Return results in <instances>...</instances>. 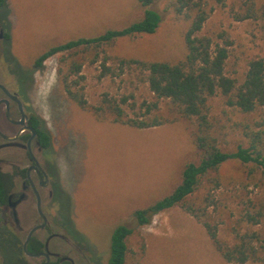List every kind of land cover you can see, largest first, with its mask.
<instances>
[{
	"label": "rangeland",
	"instance_id": "rangeland-1",
	"mask_svg": "<svg viewBox=\"0 0 264 264\" xmlns=\"http://www.w3.org/2000/svg\"><path fill=\"white\" fill-rule=\"evenodd\" d=\"M240 2L226 0L225 6L215 3V12L202 31L216 44H230L226 72L239 79L252 60L264 59V23L236 21L234 9L238 10ZM255 2L264 5V0ZM155 9L162 15L156 33L117 38L99 49L97 64L85 65L82 84L91 105L97 106L105 94L118 100L128 97L124 107L135 116L144 112L142 104L155 102L146 73L136 65L122 67L121 72L116 61H166L184 55L188 23L164 2ZM0 16L9 39L0 41V83L20 94L53 138L45 157L54 199L52 204L44 203L45 210L55 215L57 223L94 258L100 257L101 264H109L112 238L122 225L134 229L127 264H216L214 245L204 226L182 209L159 213L144 226H138L134 217L136 211L169 195L180 183L185 164L196 160L194 125L183 119L135 129L113 121L100 122L65 96L58 75L62 55L48 58L39 70L34 68V62L52 47L100 37L138 21L143 10L137 0H7ZM106 56L113 58L108 61L113 71L101 78ZM132 105L137 107L135 112ZM160 107L159 113L168 112L165 101ZM211 107L214 134L226 150L235 151L245 141L247 126L264 129V109L245 114L227 105L221 95L211 101ZM220 175L223 184L216 196L222 214L218 216L214 209L211 212L223 220L220 236L229 240L245 202L264 198V175L257 173L253 182H244V167L237 160L225 163ZM8 214L0 215L1 257L4 264H18L22 261V242ZM248 228L244 224L242 229Z\"/></svg>",
	"mask_w": 264,
	"mask_h": 264
},
{
	"label": "trees",
	"instance_id": "trees-1",
	"mask_svg": "<svg viewBox=\"0 0 264 264\" xmlns=\"http://www.w3.org/2000/svg\"><path fill=\"white\" fill-rule=\"evenodd\" d=\"M6 2L7 0H0V7L5 6ZM137 2L143 10V17L138 21L131 22L121 30L108 31L100 37L52 47L34 62V68L39 70L48 58L62 55L58 75L65 96L100 122L113 121L135 129H151L183 119L190 121L194 125L192 139L196 160L185 164L180 183L169 195L134 213L137 225H147L155 215L180 208L204 226L214 246L227 262L264 264V198L245 202L246 208L240 211V217L231 228V238L224 240L220 236L223 220L218 218L222 212L216 196V191L223 184L220 169L230 160H237L243 165L244 182H253L257 173L264 175V129L258 131L247 126L244 132L245 141L235 151L226 150L214 134L211 118V101L217 95L225 98L227 105L245 114L264 109V59L252 60L243 78H234L227 74L230 44L221 46L211 36L202 34L206 23L215 12L214 4L225 6L226 0ZM163 2L173 9L178 18L188 23L184 34V55L177 60L166 61L124 58L116 60L121 66V72L124 71L122 67L136 65L146 73V81L155 102L142 104L141 110L144 109V112L134 113L135 116H131L124 107L129 103L128 97L118 100L105 94L97 106L91 105L86 97V86L82 84L85 81V65L97 64L101 54L99 49L111 45L117 38L156 33L162 22V15L155 6ZM234 11L236 21L253 20L264 23V5H258L255 0H242L238 10ZM112 59L111 56L104 58L101 78L112 74L113 69L108 65V61ZM164 101L168 112L159 113L160 103ZM130 107L133 112L136 111V105ZM33 121L42 137L45 150H49L53 141L50 132L41 118L34 115ZM257 126L260 128L261 124ZM212 172H216L217 176L212 177ZM10 180V176L0 170V215L7 205L12 188ZM211 209L218 212L217 217ZM244 224L249 228H260L243 230ZM133 233L134 229L125 225L115 230L109 264H127L129 240ZM3 260L0 251V264H4Z\"/></svg>",
	"mask_w": 264,
	"mask_h": 264
},
{
	"label": "flooded vegetation",
	"instance_id": "flooded-vegetation-1",
	"mask_svg": "<svg viewBox=\"0 0 264 264\" xmlns=\"http://www.w3.org/2000/svg\"><path fill=\"white\" fill-rule=\"evenodd\" d=\"M7 40L8 34L4 30L0 16V41ZM7 89L11 94H16L22 104L20 106L11 100L0 89L3 95L0 101L9 100V105L5 103L0 105V146L5 145L0 148V154L5 153L0 157V170L12 179L7 205L1 216L9 213L8 221L22 242V261L18 264H101L98 262L100 257L94 258L70 235L66 227L57 223L55 215L45 210L44 203L53 202L54 189L48 172L49 166L42 137L34 126L31 109H28L18 92ZM25 115L26 121L24 125H20L18 122L22 121ZM28 128H33V131ZM36 192L41 198L44 216L39 214ZM34 207L37 214H34ZM38 226L42 228L31 236L27 245L28 254L25 243L31 230Z\"/></svg>",
	"mask_w": 264,
	"mask_h": 264
},
{
	"label": "water",
	"instance_id": "water-1",
	"mask_svg": "<svg viewBox=\"0 0 264 264\" xmlns=\"http://www.w3.org/2000/svg\"><path fill=\"white\" fill-rule=\"evenodd\" d=\"M0 89H2V90L4 91V93H5V94H6L11 100L17 102L20 106H22L21 101L19 100L18 96H17L16 94H11V93L9 92V90H8L4 85H2L1 83H0ZM3 103L9 105V100H2V101H0V105L3 104ZM26 118H27V117H26V115H25V116H24V119H23L22 121L18 122V123H19L20 125H24V123H25V121H26ZM28 129H31V130L33 131V128H28ZM6 138H7V137H6ZM7 139H13V138H7ZM2 147H5V145L0 146V148H2ZM36 194H37V199H38V206H37V207H38L39 214H40L41 216H44V213H43V210H42V202H41V198H40V196H39V194H38L37 192H36ZM15 214H17V213L15 212ZM40 228H42V226H38V227L32 229L31 232H30V234H29V236H28L27 242L25 243V250H26V252H27L28 254H29V252H28V250H27V245H28V243H29V241H30V239H31V236L34 234L35 231L39 230Z\"/></svg>",
	"mask_w": 264,
	"mask_h": 264
},
{
	"label": "crops",
	"instance_id": "crops-1",
	"mask_svg": "<svg viewBox=\"0 0 264 264\" xmlns=\"http://www.w3.org/2000/svg\"><path fill=\"white\" fill-rule=\"evenodd\" d=\"M207 232V231H206ZM209 236V235H208ZM211 239V238H210ZM212 241V240H211ZM213 243V242H212ZM214 245V244H213ZM214 251H215V255H216V257H217V259H216V261H217V263L216 264H220L219 263V261H222L224 264H236V263H229V262H227L224 258H223V256L218 252V250L216 249V247L214 246ZM210 262H211V260H210ZM245 264H258V263H252V262H248V263H245Z\"/></svg>",
	"mask_w": 264,
	"mask_h": 264
}]
</instances>
